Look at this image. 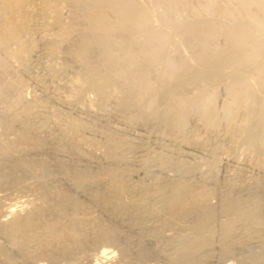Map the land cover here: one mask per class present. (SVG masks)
<instances>
[{"label":"bare ground","instance_id":"6f19581e","mask_svg":"<svg viewBox=\"0 0 264 264\" xmlns=\"http://www.w3.org/2000/svg\"><path fill=\"white\" fill-rule=\"evenodd\" d=\"M141 1L0 0V264H264V0Z\"/></svg>","mask_w":264,"mask_h":264},{"label":"rangeland","instance_id":"374dc122","mask_svg":"<svg viewBox=\"0 0 264 264\" xmlns=\"http://www.w3.org/2000/svg\"><path fill=\"white\" fill-rule=\"evenodd\" d=\"M139 1H141V0H139ZM142 1H141L142 3H146V2H144L145 0H142ZM208 5H210L214 9L215 15L218 13V11H220L221 9H223L224 7H226L228 5H229V9L232 7L231 3L229 4L228 2H224L223 0L222 1L221 0H192L191 6L185 7L181 10L180 19H190L191 20V19L197 17L196 15L201 10L207 9ZM159 13H160V11H158V10L156 11V10L152 9L151 23H152V25H156V27L154 26L156 30L159 29L158 23H157V17H158ZM218 41H219V44L223 43L222 38L218 39ZM182 49L184 51V52L182 51V53L187 55L186 57L189 58L191 55L190 54L191 53L190 48L183 47Z\"/></svg>","mask_w":264,"mask_h":264}]
</instances>
